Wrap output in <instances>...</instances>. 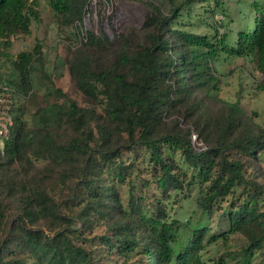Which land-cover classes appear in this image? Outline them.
<instances>
[{"label":"trees","instance_id":"obj_1","mask_svg":"<svg viewBox=\"0 0 264 264\" xmlns=\"http://www.w3.org/2000/svg\"><path fill=\"white\" fill-rule=\"evenodd\" d=\"M38 1L0 0V41L29 32L38 17L32 7ZM88 1L51 0L50 5L71 23L82 20ZM195 1L170 0L167 15L160 7L147 5L144 44L131 49L123 43L110 66L94 63L87 55L75 62L76 88L98 101V108H82L57 89L66 98L67 109L57 104L47 107L43 128L34 131L27 128L24 109L15 102L12 135L1 143L0 171L14 167L33 148L35 162L49 165V177H38L34 188L22 195L23 214L1 243L0 264H100L74 241L70 226L47 237L24 221L27 218L34 225L39 219H62L55 198L70 190L72 183L79 186L75 198L82 203V213L102 221L115 214L116 238L103 237L104 246L124 257L141 252L142 264H149L150 259V264H202L206 245L226 242L237 233L247 240L246 256L264 247L260 208L264 183L250 175L248 164L264 155V126L253 129L238 102L227 104L220 117L210 119L204 113V97L218 89L213 63L219 54L254 56L264 71V8L253 0L251 25L247 20L233 37L227 24L220 23L221 31L216 29L210 37L178 27L184 17H190L188 7ZM220 2L214 3L218 6ZM96 40L89 35L90 46ZM107 42L108 38L99 43ZM32 63L33 55L22 52L10 63V73L0 76V85L10 87L15 100L33 87ZM183 119L195 125L206 149L194 150L190 129L179 126ZM50 120L53 128L67 124L72 136L59 141L49 127ZM123 152L133 153L134 160L143 153L166 198L171 192L185 191L184 198L196 192V210L185 222L171 220L160 201L148 210L130 195L124 206L119 187L131 182L136 165L134 160L125 163ZM53 170L56 180L45 187ZM1 187L0 179V230L3 200L15 195L12 186L3 185L5 196ZM214 218L217 225L211 226Z\"/></svg>","mask_w":264,"mask_h":264},{"label":"rangeland","instance_id":"obj_2","mask_svg":"<svg viewBox=\"0 0 264 264\" xmlns=\"http://www.w3.org/2000/svg\"><path fill=\"white\" fill-rule=\"evenodd\" d=\"M50 2L51 0H39L32 6L38 17L32 20L27 34H15L7 42L0 41V76L2 74L7 76L10 73V63L15 62L20 53L26 52L33 55L30 75L33 87L26 95L16 97L15 102L16 107L22 106L24 109L22 117L27 128L34 131L43 128L44 109L56 104L62 110L67 109L66 98L62 95L71 98L82 108H98V101L84 96L76 88L75 70L72 69L75 62L87 55L94 63L110 66L114 57L120 53L121 47L124 46L123 43L127 42L131 49L140 48L144 44L143 27L150 13L147 5L160 7L165 15L172 6L170 0H89L81 21L66 23L64 16L57 14ZM214 2L215 0H196L192 6L188 7L190 17H184L181 21L182 26L178 25V27L211 37L216 29L221 31L220 23H225L227 30L234 33L232 35L234 37L236 31L243 28L247 20L250 25L252 24L253 0H221L218 6ZM257 2L264 8V0H257ZM89 35L97 39L93 46L89 44ZM106 38H108V44L99 43ZM213 66L219 84L211 97H204V113L208 114L210 119L220 117L227 104L238 102L248 124L255 130L263 127L264 71L259 67L257 58L219 54ZM57 89L62 95L56 92ZM173 117L177 120L178 116ZM48 124L52 129L51 120ZM179 126L190 129L195 151L207 148V143L198 139L193 123H187L183 119ZM72 132V128L67 124L52 129V134L59 141H67L72 136ZM2 147L0 142V149ZM32 152L33 148H28L24 160L12 168L0 171L4 196L3 185L6 184L13 187L12 193L15 194L3 200L5 216L3 229L0 230V246L2 241L11 234L13 228L17 227L22 217V195L25 191L34 188V182L38 177H49L46 173L49 165L45 162L36 163ZM133 157V153L123 152L122 154L123 161L127 164L134 160ZM135 158L136 168L131 176V182L119 187V198L124 206H128L130 195L136 203L141 200L145 209L148 210H152L150 205L156 206L160 201V205L166 208L167 216L171 220L185 222L196 210V192L193 191L188 198H184L185 191L171 192V196L166 198V195H162L157 188L155 176L146 159L143 158V153ZM248 164L250 175L264 183V155L251 160ZM55 173L57 172L53 170L51 176ZM54 180H56L55 176L50 177L43 185L51 186ZM20 185L25 186L22 188L19 187ZM70 187V190L55 198L62 219H39L32 225L27 218H24L25 223L35 229H41L47 237L53 236L55 231L70 226L68 232L71 234L73 231L74 241L91 252L100 264H142L141 252L124 257L104 246L103 237L111 240L116 238L115 226L112 224V221L116 219L115 214H113L114 218L109 217L102 221L82 213V203L79 197L75 198L80 193L79 186L72 183ZM260 208L264 212L263 204ZM209 224L217 225L216 218ZM247 245V240L242 234L229 235L226 242L220 240L205 246L202 264H262L264 247L246 256L244 251ZM147 258L150 257L145 254L144 260L146 261ZM149 261L151 263V259Z\"/></svg>","mask_w":264,"mask_h":264},{"label":"built area","instance_id":"obj_3","mask_svg":"<svg viewBox=\"0 0 264 264\" xmlns=\"http://www.w3.org/2000/svg\"><path fill=\"white\" fill-rule=\"evenodd\" d=\"M15 104L14 91L4 85H0V142L11 136L13 127L12 111ZM193 139L195 137L193 136Z\"/></svg>","mask_w":264,"mask_h":264}]
</instances>
